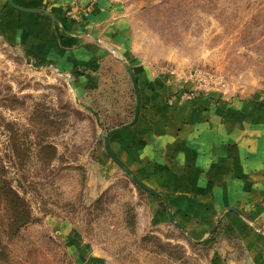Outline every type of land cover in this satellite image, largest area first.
Returning a JSON list of instances; mask_svg holds the SVG:
<instances>
[{"label":"rangeland","instance_id":"1","mask_svg":"<svg viewBox=\"0 0 264 264\" xmlns=\"http://www.w3.org/2000/svg\"><path fill=\"white\" fill-rule=\"evenodd\" d=\"M110 1L128 20V58L111 45L112 59L75 68L89 74L83 93L0 38V264H242L237 230L180 228L101 134L136 109L124 60L176 83L201 69L209 93L264 104V0Z\"/></svg>","mask_w":264,"mask_h":264},{"label":"crops","instance_id":"2","mask_svg":"<svg viewBox=\"0 0 264 264\" xmlns=\"http://www.w3.org/2000/svg\"><path fill=\"white\" fill-rule=\"evenodd\" d=\"M73 1L13 0L53 13L55 20L0 0V38L34 64L66 74L83 93L89 74L74 75V69L112 59L111 45L127 54L120 50L128 20L117 19L119 6L110 0H76L77 16L67 17ZM132 65L140 114L134 125L112 134L113 150L144 184L167 195L173 217L190 234L205 235L218 220L217 227L228 223L245 245L240 262L264 264V104L215 92L187 98L183 81Z\"/></svg>","mask_w":264,"mask_h":264},{"label":"water","instance_id":"3","mask_svg":"<svg viewBox=\"0 0 264 264\" xmlns=\"http://www.w3.org/2000/svg\"><path fill=\"white\" fill-rule=\"evenodd\" d=\"M6 3H9L10 5L20 9V10H23V11H29V12H38V13H42V14H45V15H48L52 18H54L56 20V17L54 16L53 13H50V12H47V11H44V10H36V9H28V8H23L21 6H18L16 5L13 0H6ZM125 62V66L132 78V81H133V84H134V87H135V91H136V95H137V103H136V109H135V116H134V119L127 123V124H124L122 126H119V127H116L112 130H110L109 132H107V134H101V137H103L104 139V144L106 146V149L107 151L110 153V155L113 157V159L119 164V166L128 174V176H130L132 178V180L138 185L140 186L141 188L145 189L146 191L150 192V193H153L155 195H161L164 200H165V204H166V207H167V210L169 212V216L171 218V220L175 221L172 213H171V209H170V204H169V199L167 197V195L163 192H160V191H157V190H154L153 188L147 186L146 184H144L135 174L134 172L120 159V157L115 153V151L113 150L111 144H110V138L112 136L113 133H115L116 131L118 130H121V129H125V128H128L132 125H134L137 120H138V117H139V114H140V108H141V95H140V91H139V86H138V81H137V78H136V75H135V72H134V68L133 66L126 60H124ZM91 109V108H89ZM99 117H97V122H99ZM232 210H235L234 208H231ZM180 228H182V226L178 223V222H175ZM218 223H219V220H218ZM217 223V225H218ZM217 225L215 226L214 229H216Z\"/></svg>","mask_w":264,"mask_h":264},{"label":"built area","instance_id":"4","mask_svg":"<svg viewBox=\"0 0 264 264\" xmlns=\"http://www.w3.org/2000/svg\"><path fill=\"white\" fill-rule=\"evenodd\" d=\"M184 84L183 94L187 98L193 97L198 93L212 92L211 87L207 86V84L209 85L207 77L201 69H194L189 72Z\"/></svg>","mask_w":264,"mask_h":264},{"label":"trees","instance_id":"5","mask_svg":"<svg viewBox=\"0 0 264 264\" xmlns=\"http://www.w3.org/2000/svg\"><path fill=\"white\" fill-rule=\"evenodd\" d=\"M92 112L95 114V116L99 117L98 113L94 109L92 110ZM134 116H135V111L133 112L132 119L130 121H127V122L123 123V124H127V123L131 122L133 120ZM123 124H121V125H123Z\"/></svg>","mask_w":264,"mask_h":264}]
</instances>
